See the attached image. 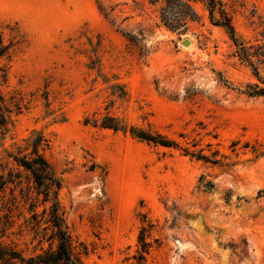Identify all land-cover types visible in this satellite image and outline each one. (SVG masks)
Segmentation results:
<instances>
[{
  "label": "rangeland",
  "instance_id": "obj_1",
  "mask_svg": "<svg viewBox=\"0 0 264 264\" xmlns=\"http://www.w3.org/2000/svg\"><path fill=\"white\" fill-rule=\"evenodd\" d=\"M150 1L0 0L4 241L35 254L25 221L55 194L14 156L41 142L84 264H140L143 228L141 264H264V97L202 3L180 32ZM224 1L259 36L264 0Z\"/></svg>",
  "mask_w": 264,
  "mask_h": 264
},
{
  "label": "trees",
  "instance_id": "obj_2",
  "mask_svg": "<svg viewBox=\"0 0 264 264\" xmlns=\"http://www.w3.org/2000/svg\"><path fill=\"white\" fill-rule=\"evenodd\" d=\"M152 5L160 7V24L171 31L186 32L190 24L199 21L200 16L195 9L196 3H202L208 11V19L212 26L221 28L229 37L234 48V57L240 65L249 69L251 80L242 93L249 97H264V19L260 18L263 28L259 36L254 39H245L238 34L235 23V2L224 0H151ZM223 81V80H221ZM0 97V126L6 127V113ZM34 148L33 157L14 156V161L25 171L31 174L34 187L39 190L44 187V195L49 198L51 191L55 194L51 208L44 209L42 217L34 213L31 219L25 221L28 231L34 234L38 241L35 254L26 258L15 246L6 243L4 238L9 237L7 231L13 225L11 216L6 214L0 217V264H84L83 256L87 247L79 242L72 234L66 221L65 213L58 202V191L61 182L55 177L49 162L40 154L39 146ZM9 179L4 175L0 178V191H5ZM207 190L213 188L211 182L204 184ZM39 192L38 194H40ZM8 210L10 206H4ZM40 218V219H39ZM146 228L141 230L140 242L142 245L136 258L138 263L145 260L150 243L146 241ZM48 247L44 248V244ZM39 252H37L38 249Z\"/></svg>",
  "mask_w": 264,
  "mask_h": 264
},
{
  "label": "water",
  "instance_id": "obj_3",
  "mask_svg": "<svg viewBox=\"0 0 264 264\" xmlns=\"http://www.w3.org/2000/svg\"><path fill=\"white\" fill-rule=\"evenodd\" d=\"M187 44V43H186Z\"/></svg>",
  "mask_w": 264,
  "mask_h": 264
}]
</instances>
